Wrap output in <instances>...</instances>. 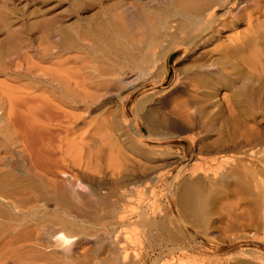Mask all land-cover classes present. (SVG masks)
Wrapping results in <instances>:
<instances>
[{"label":"bare ground","instance_id":"6f19581e","mask_svg":"<svg viewBox=\"0 0 264 264\" xmlns=\"http://www.w3.org/2000/svg\"><path fill=\"white\" fill-rule=\"evenodd\" d=\"M132 3V12L114 9L113 20L86 31L105 55L122 59L121 72L99 74L95 64L100 62L81 54L79 65L71 52L69 31L61 30V45L46 52V57H62L55 68L42 71L38 78L35 70L25 84L0 85V264H126V248L117 241L106 255L104 237L90 240L83 233L71 238L79 231L78 220L106 212L110 195L119 198L130 192L153 196L146 204L150 215L141 210L135 219L143 217L168 236L172 230L166 222L173 223L174 208L204 222L208 230L218 221L219 240L228 249H239L217 261L264 264V132L251 122L264 99V0ZM180 51L184 61L172 86L181 88L179 92L143 93L146 85L165 88V58ZM15 68L10 75L19 74ZM171 69L175 70L172 64ZM120 76L133 77L120 102V113L127 118L122 126L115 124L123 129L121 143L107 146L111 160L106 170L113 176L109 187L97 176L105 173L98 167L101 163H94L93 172L76 174L71 169L62 155L60 134L71 131L79 119L84 121L95 105L105 107L109 101L102 102L100 90L107 84L122 88L127 83ZM233 78L242 79L241 86L233 88ZM135 91L139 95L131 100ZM156 96L167 98L164 113L181 123L186 141L176 150L171 151L169 144L183 137L156 127L141 132L149 121L143 111L153 115L155 110L145 103ZM128 102L133 103L127 106ZM218 103V108L226 109L228 128L216 129L210 137L205 134L209 129L203 132L195 126L220 113ZM93 120L86 122L88 133L113 124L108 113L104 122ZM194 148L197 155L207 156L190 168L179 165L194 155ZM91 153L88 150L86 156L93 157ZM157 186L166 201L162 215L154 207ZM29 213L32 216L24 222ZM43 219L60 225L40 227ZM172 236L149 245L150 250L160 249L181 260L189 248ZM248 244L256 246H243Z\"/></svg>","mask_w":264,"mask_h":264},{"label":"rangeland","instance_id":"374dc122","mask_svg":"<svg viewBox=\"0 0 264 264\" xmlns=\"http://www.w3.org/2000/svg\"><path fill=\"white\" fill-rule=\"evenodd\" d=\"M132 2L133 0H0V85L25 84L28 79L32 78V72H35V70L37 71L36 78H38L42 71L55 68V63L60 62L62 57L58 58L59 55L46 57V52L52 51L54 46L61 45L59 35L61 30L69 31L74 42L71 52L72 54L75 53L77 61L78 58L80 59L81 54L87 60H98L100 62L95 64L99 74L111 76L114 72H121L122 59L106 54L109 58L101 62L99 57L107 58V56L99 47L94 45L95 39L92 35L89 36L86 31L105 25V22L109 19L113 20L112 11L114 9H127L132 12L134 9ZM66 53L70 55L68 51ZM182 53V51L173 52L165 58L168 72L166 74L164 72V89L146 85L141 91L148 94L149 92L156 93V91L171 90L175 73H177L176 69L179 70L182 61H184L182 60ZM218 60L222 61L223 59L219 58ZM78 64L80 65L79 61ZM171 64L175 68L174 71L171 69ZM17 66L18 68H15ZM13 68L18 69L19 74L17 76L10 75ZM132 77L120 76V79L127 83ZM253 79L258 80L256 77H253ZM241 82L242 79L237 78L235 80L233 78V88L238 87V85L241 86ZM221 83H224L223 80H221ZM255 84L257 85V83ZM130 86L129 82L123 85L122 88L111 84L103 86L100 90V94H102L100 98L102 102L109 101L106 106L101 107L100 103L95 105L90 114H86L84 121L79 119L77 125L71 131L60 134V137H62V155L66 157L71 169L76 174L84 171L93 172L96 168L94 163H101V166L98 167L104 170L105 173H100L97 176L105 179V183L107 182L106 185L109 187L113 183V176H109L106 170V166L111 160L107 154V146L117 142L121 143L123 129L115 127V124L122 126L123 121L127 118L120 113V102L127 95ZM180 89L175 87L170 93H178ZM226 94L228 95L229 92ZM138 95L135 91L131 96V100ZM166 99V97H161L158 100V96H156L153 102L148 101L145 103L147 108L155 106L153 107L155 110L153 115L143 111V115L148 117L149 121L142 125L141 132L147 134L149 127H156L159 130L172 132L174 135L183 137L184 134L180 131L181 123L174 121L172 117L164 113ZM220 99L218 102H220ZM132 103L128 102L127 106L132 105ZM218 104L216 109H219L220 113H215L209 117L206 124L197 123L196 130L202 129L205 132L206 129H209L205 134L211 137L215 134L216 129L226 130L228 128L224 121L227 115L226 109L224 106L218 108L220 103ZM106 113H108V120L113 123L111 127L105 129L104 125V127L92 129L88 133L87 130L90 126L86 122L90 119L97 122L103 119L104 122ZM251 122L256 128L264 132V99L260 101ZM80 137L83 139L81 140ZM183 139V141L169 144L171 151L184 145L186 140L184 137ZM151 145L152 143H149V146ZM88 150L94 152V154L91 153L93 157L88 158L86 156ZM196 151L194 148V155L191 158L181 160L179 165L190 168L207 156L206 154L199 156ZM87 160H90L89 165L80 167V164H84ZM60 176L65 178L67 175L61 174ZM81 176L86 178L84 175ZM98 178L95 181L96 183ZM83 181L87 184L86 179H83ZM74 188L81 191L86 190L77 185ZM162 192L159 186L155 188L156 202L154 207L159 210L161 215L166 205ZM152 198L153 196L147 192H130L128 195L119 198L116 195H110L108 198L109 207L106 212L94 215L90 219L84 217L83 221L78 220L75 228L79 231L71 239L76 240L83 233H88L90 240H98V238L104 237L103 244L106 255H108V250L113 247L112 241H117L126 248L127 253L124 259L126 264H194V262L198 264H224L217 260L233 256L238 251L239 247L228 249L226 242L219 240L218 221H216L213 228L208 230L205 228L204 222L195 220L183 212H178L175 208L170 215L173 223L166 222L167 228L172 230L169 233L170 236L175 234L172 236L173 239L179 238L180 241L182 240V244H186L189 248L187 255L182 257L181 260H177L178 258L173 259L166 251L160 252V249L151 251L149 245L155 246L160 239L170 240L167 233L159 231L157 227L150 225L149 221H146L143 217L137 219L133 217L141 210H144L145 216L148 217L151 208L146 204H150ZM46 206L48 210L52 209L51 204H46ZM31 216V213L25 214L24 222L28 221ZM41 222L40 227L42 225L45 227L60 225L58 221H50V219H43ZM180 228H182V232ZM90 244L91 242L88 247H90ZM243 246L255 248L256 245Z\"/></svg>","mask_w":264,"mask_h":264}]
</instances>
